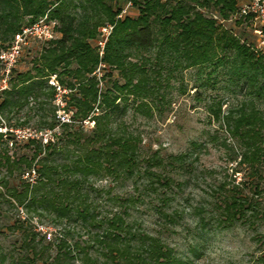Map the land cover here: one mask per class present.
I'll return each mask as SVG.
<instances>
[{
  "label": "trees",
  "instance_id": "16d2710c",
  "mask_svg": "<svg viewBox=\"0 0 264 264\" xmlns=\"http://www.w3.org/2000/svg\"><path fill=\"white\" fill-rule=\"evenodd\" d=\"M126 1L136 8V15L115 18L121 8L115 6L116 0L60 1L48 10V16L57 20L59 36L41 45L29 67L22 71L12 67L6 87L0 89V117L18 112L31 99L37 127L52 130L45 142L40 137L17 140L11 131H0V203L65 222L59 233L46 238L28 218H14L5 227L15 232L14 244L7 252L0 251V264H193L159 235L128 218L129 208L147 195L163 220H176L177 211L169 204L173 186L179 183L171 173L187 169L188 153L161 156L155 150L141 155L140 137L113 127L112 117L124 112L128 100L134 110L150 114L165 102L159 91L162 83L193 66L214 71L228 64L231 82L246 84L255 89V96H263L264 48L258 52L249 48L218 21L236 9V0ZM47 7V0H0V48ZM105 23L113 25L99 55L92 41ZM98 64L102 72L96 75ZM52 73L67 89L64 107L72 110L70 122L57 124L55 119L53 87L47 83ZM221 105L213 99L208 111L240 145L234 171H247V189L256 196L264 191V114L244 102L223 111ZM87 117L93 123L85 129L82 120ZM7 142L21 143L28 151L12 155ZM30 169L35 173L32 182L23 178ZM98 176L139 180L141 191L127 197L108 195L115 206L101 211L99 199L88 189L89 179ZM238 184L213 194L207 218L201 214L203 207H195L201 225L213 222L227 228L264 221L260 202Z\"/></svg>",
  "mask_w": 264,
  "mask_h": 264
},
{
  "label": "rangeland",
  "instance_id": "374dc122",
  "mask_svg": "<svg viewBox=\"0 0 264 264\" xmlns=\"http://www.w3.org/2000/svg\"><path fill=\"white\" fill-rule=\"evenodd\" d=\"M126 2V0H116L115 6L122 8ZM136 13V8L130 4L122 16H134ZM224 24L239 35L241 40H245L249 48L253 46L254 37L248 27L230 22ZM15 32L3 42L4 46L0 50L9 45ZM46 41L48 40H32L22 47L20 55L12 66L13 69L22 71L29 67L30 61ZM92 45L95 46V41H92ZM99 66L98 64L95 69L96 75L102 72ZM227 68L228 64H224L214 71H211L210 66H193L181 70L180 74L176 73L167 83H162L159 91L164 95L165 102L158 103L150 114L134 110L131 101L128 100L125 102L124 112H117L112 117L113 127L118 125V129L125 128L140 137L141 155H147L155 150L161 156L188 153L185 158V162L188 163L187 169L171 173L179 183L178 186H173L174 198L169 204L170 208L177 211L176 220L173 223L163 220L152 208L148 196L144 194L143 200L136 201L135 205L129 208L128 218L135 220V223L140 224V227L146 231L159 235L178 256L189 258L193 264H264V221H258L254 226L235 223L227 228L217 227L213 222L201 225L195 210V207H203L201 214L207 218L210 203L216 196L213 194L230 189L231 185L238 181L239 189L253 196L251 190L247 189V181L250 178L247 171L244 169L240 172L234 171L236 167L234 160L238 159L237 157L234 159V156L238 155L241 147L228 136L222 121L211 117L208 105L213 99H219L223 111L227 107H236L244 102L253 105L264 114V95L255 96V89L246 84L240 87L238 83L231 82ZM50 76L56 79L52 73L47 80L51 79ZM239 83H242V80H239ZM180 85L182 89H179ZM33 106L34 103L29 99V103L18 112L7 117L1 116L0 131H10V128L18 129L19 131H16L18 134L34 131L37 134L46 132L50 135L52 130L37 127L38 120L33 113L35 109ZM23 120L26 121L24 124L17 123ZM88 125L84 124L85 129L90 127ZM11 134L13 139H16L15 133L11 131ZM193 142L197 145L193 146ZM7 146L12 155L28 151L21 143L10 145L7 142ZM27 171L24 172V176ZM89 183L88 189L92 196L99 199L101 211L115 206V203L108 199V195L117 194L127 197L141 191L139 180L134 183L130 179L114 180L106 176H98L90 178ZM217 187L219 188L216 189ZM149 197L156 202L152 196ZM253 197L260 202L259 205L264 213V191L256 196L254 194ZM0 210V251L3 252L10 250L14 244L15 232L5 228L14 218H28L35 231L46 232L50 236L56 235L65 226L63 220L51 221L52 215L28 214L21 206L10 205L5 201L0 203ZM71 226L74 231L78 229L73 224Z\"/></svg>",
  "mask_w": 264,
  "mask_h": 264
},
{
  "label": "built area",
  "instance_id": "2783aa9c",
  "mask_svg": "<svg viewBox=\"0 0 264 264\" xmlns=\"http://www.w3.org/2000/svg\"><path fill=\"white\" fill-rule=\"evenodd\" d=\"M47 1L48 7L45 12L30 24L20 27L13 35L9 45L5 49L0 50V89L6 87L10 70L17 57L20 55L22 47L28 45L32 40H49L56 37L57 20L48 16V10L53 8L62 0ZM129 5L130 2L127 1L124 7L118 11L115 18H120L126 12V8ZM212 17L218 19L214 14ZM218 21L220 23L230 22L233 24H235V21H238L240 26H244L246 28L248 27L251 31V34L254 37V44L252 46L253 49L262 50L264 48V0H236V9L226 19L219 18ZM112 25L113 24L111 23H105L98 28V35L95 39V47L97 48L99 55L102 52V48L111 31ZM50 78L51 79L47 81L54 90L52 103L55 106L54 113L57 124L70 122L72 110L65 109L64 107V98L67 93V89L60 86L57 80L53 79L54 76H50ZM82 123L92 126L93 121L89 120L87 117L82 120ZM54 128H56V126ZM9 130L15 133L14 136L17 140H25L29 137H40L42 142H45L48 138H50V135H47L46 132L37 134L34 131H30L26 134H18L16 133V131H19L18 129ZM34 174V170L30 169L27 171L25 176L23 174V178L32 182ZM48 236L49 233L45 232V237L48 238Z\"/></svg>",
  "mask_w": 264,
  "mask_h": 264
},
{
  "label": "crops",
  "instance_id": "0c3cea01",
  "mask_svg": "<svg viewBox=\"0 0 264 264\" xmlns=\"http://www.w3.org/2000/svg\"><path fill=\"white\" fill-rule=\"evenodd\" d=\"M58 36H59V32H58Z\"/></svg>",
  "mask_w": 264,
  "mask_h": 264
}]
</instances>
